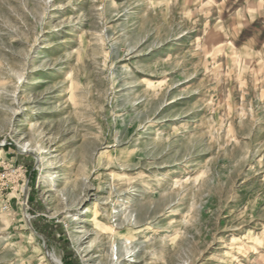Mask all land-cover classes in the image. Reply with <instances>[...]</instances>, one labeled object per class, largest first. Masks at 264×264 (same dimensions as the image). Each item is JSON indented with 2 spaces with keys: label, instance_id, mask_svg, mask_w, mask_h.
<instances>
[{
  "label": "rangeland",
  "instance_id": "obj_1",
  "mask_svg": "<svg viewBox=\"0 0 264 264\" xmlns=\"http://www.w3.org/2000/svg\"><path fill=\"white\" fill-rule=\"evenodd\" d=\"M0 264H264V0H0Z\"/></svg>",
  "mask_w": 264,
  "mask_h": 264
},
{
  "label": "bare ground",
  "instance_id": "obj_2",
  "mask_svg": "<svg viewBox=\"0 0 264 264\" xmlns=\"http://www.w3.org/2000/svg\"><path fill=\"white\" fill-rule=\"evenodd\" d=\"M183 179L184 178H182V177H176L175 182H181ZM86 209L87 210L84 212V215H88L91 212V210L89 208H86Z\"/></svg>",
  "mask_w": 264,
  "mask_h": 264
}]
</instances>
